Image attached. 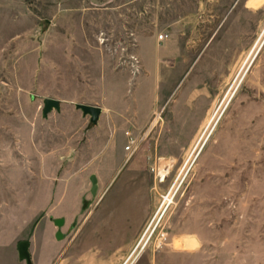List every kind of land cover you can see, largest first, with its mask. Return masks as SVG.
<instances>
[{
  "label": "rangeland",
  "instance_id": "1",
  "mask_svg": "<svg viewBox=\"0 0 264 264\" xmlns=\"http://www.w3.org/2000/svg\"><path fill=\"white\" fill-rule=\"evenodd\" d=\"M22 240L264 264V0H0V264Z\"/></svg>",
  "mask_w": 264,
  "mask_h": 264
},
{
  "label": "crops",
  "instance_id": "2",
  "mask_svg": "<svg viewBox=\"0 0 264 264\" xmlns=\"http://www.w3.org/2000/svg\"><path fill=\"white\" fill-rule=\"evenodd\" d=\"M97 9H100V8H97ZM18 36L17 35L14 36L12 38V40L16 42L18 40ZM147 45H151V49L153 50L152 51V58L150 60L143 53V47L147 46ZM138 55H139V57L141 58L142 61H145L146 63H148L149 61L152 62L151 65L149 66V68H150L151 72H154L153 60L156 57V46H155V41H154L153 37H146V38H144V39H142V40H140L138 42ZM18 77L19 76H17V78ZM11 79H15V78L13 77ZM129 94H131V90H126V92H124V93L122 92L121 95H118L117 93H115L114 96L118 98V101L120 103V101H122V100L119 99V98H122L126 102L127 100H125L124 97L127 98L129 96ZM47 98H54V97H47ZM55 99H58V98H55ZM58 100L60 101V104H61V107H60V110H61L62 109V100L61 99H58ZM77 104H89V105L99 106L101 108V114H100L99 120H100V118L102 117V115L104 113L103 107H101L98 104H91V103H77ZM54 110H56V109H53L51 112H49V114L52 113ZM60 110H56V111H60ZM78 110H81V109H78ZM42 112H43V110H42ZM49 114H48V116H49ZM82 114H83V112H82ZM83 116L87 117V116H90V115H86L85 116L83 114ZM47 117H44V118H47ZM99 120H98V122H99ZM90 121H91V116H90ZM66 203H67V205H70L69 204L70 203L69 200H67ZM116 251H117L116 249H109V250H100V249H84V250L67 249L65 251L52 253L51 250L45 249L43 254H42V256L45 259H44L43 262H39V264H54L55 262H56L55 264H63L65 259L68 258V257H73V258H75V257H85L84 260L82 261V264H108V258L114 256L116 254ZM30 254H31V252H30ZM53 257H57L55 262L52 261ZM67 264H72V263L69 262ZM126 264H130V262L128 261Z\"/></svg>",
  "mask_w": 264,
  "mask_h": 264
},
{
  "label": "water",
  "instance_id": "3",
  "mask_svg": "<svg viewBox=\"0 0 264 264\" xmlns=\"http://www.w3.org/2000/svg\"><path fill=\"white\" fill-rule=\"evenodd\" d=\"M61 104L58 99L55 98H45L44 100V108H43V116L47 117L49 112L53 109L60 110ZM78 109H81L83 114L91 116V122L96 124L99 120L101 114V108L96 105H89V104H76ZM92 182L96 183V177L92 176ZM55 224L59 227H62L65 224L64 218H56L54 220ZM57 238H62V232H57ZM19 258L22 261H26V264H33L31 254H30V241L29 240H22L17 244Z\"/></svg>",
  "mask_w": 264,
  "mask_h": 264
},
{
  "label": "built area",
  "instance_id": "4",
  "mask_svg": "<svg viewBox=\"0 0 264 264\" xmlns=\"http://www.w3.org/2000/svg\"><path fill=\"white\" fill-rule=\"evenodd\" d=\"M166 38H167L166 33H162V34L159 35V40H160V41H163V40H165ZM132 143H133V142H131V145H129V146L127 147L128 150H134V148H132Z\"/></svg>",
  "mask_w": 264,
  "mask_h": 264
},
{
  "label": "bare ground",
  "instance_id": "5",
  "mask_svg": "<svg viewBox=\"0 0 264 264\" xmlns=\"http://www.w3.org/2000/svg\"><path fill=\"white\" fill-rule=\"evenodd\" d=\"M167 175H168V173L165 174V175L162 173L163 180L167 177ZM133 260H134V259H133ZM131 263H132V262H131ZM133 264H134V263H133Z\"/></svg>",
  "mask_w": 264,
  "mask_h": 264
}]
</instances>
